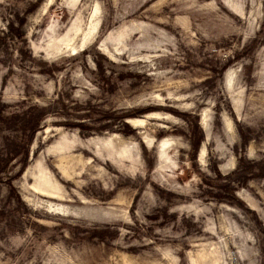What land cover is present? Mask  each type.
Masks as SVG:
<instances>
[{
	"label": "rangeland",
	"instance_id": "obj_1",
	"mask_svg": "<svg viewBox=\"0 0 264 264\" xmlns=\"http://www.w3.org/2000/svg\"><path fill=\"white\" fill-rule=\"evenodd\" d=\"M0 159V264H264V0H0Z\"/></svg>",
	"mask_w": 264,
	"mask_h": 264
},
{
	"label": "bare ground",
	"instance_id": "obj_2",
	"mask_svg": "<svg viewBox=\"0 0 264 264\" xmlns=\"http://www.w3.org/2000/svg\"><path fill=\"white\" fill-rule=\"evenodd\" d=\"M96 11H98V9L96 10ZM131 123L132 124H134V125H139V124H142V123H144V120H140V121H136L135 119L134 120H132L131 121ZM163 147L165 146V143L162 145ZM55 150H57V151H62L63 150V148L62 147H55ZM202 153H204V150L202 151ZM46 173L45 172H43V175H41V177H43L44 175H45ZM40 184H42V183H40ZM47 185V184H46ZM40 188V187H39ZM47 189H49V187H48V185H47ZM47 189H43V191L44 192H48L49 194H51V192L49 191V190H47ZM52 204V203H51ZM55 205V204H54ZM58 206V207H57ZM56 207H57V209H66L65 207H64V205L63 204H59V205H57ZM52 207V206H51ZM67 207V206H66ZM67 209H68V207H67Z\"/></svg>",
	"mask_w": 264,
	"mask_h": 264
},
{
	"label": "trees",
	"instance_id": "obj_3",
	"mask_svg": "<svg viewBox=\"0 0 264 264\" xmlns=\"http://www.w3.org/2000/svg\"><path fill=\"white\" fill-rule=\"evenodd\" d=\"M16 155V154H15ZM0 161H1V159H0Z\"/></svg>",
	"mask_w": 264,
	"mask_h": 264
}]
</instances>
